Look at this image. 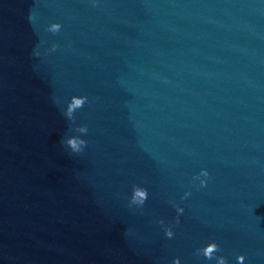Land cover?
I'll return each mask as SVG.
<instances>
[{
    "label": "water",
    "instance_id": "obj_1",
    "mask_svg": "<svg viewBox=\"0 0 264 264\" xmlns=\"http://www.w3.org/2000/svg\"><path fill=\"white\" fill-rule=\"evenodd\" d=\"M0 264H264V0H0Z\"/></svg>",
    "mask_w": 264,
    "mask_h": 264
}]
</instances>
